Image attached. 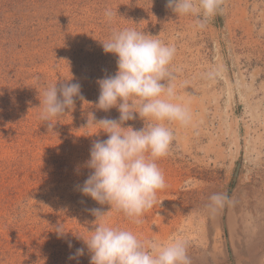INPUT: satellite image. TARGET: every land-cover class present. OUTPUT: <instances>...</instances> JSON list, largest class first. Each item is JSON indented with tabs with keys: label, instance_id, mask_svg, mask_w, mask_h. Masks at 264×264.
<instances>
[{
	"label": "rangeland",
	"instance_id": "rangeland-1",
	"mask_svg": "<svg viewBox=\"0 0 264 264\" xmlns=\"http://www.w3.org/2000/svg\"><path fill=\"white\" fill-rule=\"evenodd\" d=\"M166 3L0 0V264H90L75 235L90 237V210L110 206L77 185L90 174L92 142L107 139L99 125L87 126L88 114L120 115L95 108L97 80L117 71V58L99 41L125 28L175 48L173 102L191 119L164 122L174 139L156 161L166 186L155 206L140 223L116 209L105 222L141 241L179 239L189 264H264V0H223L204 27ZM106 9L117 13L112 21ZM72 78L84 102L77 98L47 133L39 99L47 86ZM214 194L225 198L214 203ZM57 223L68 232L62 238ZM78 248L84 255L69 259Z\"/></svg>",
	"mask_w": 264,
	"mask_h": 264
},
{
	"label": "clouds",
	"instance_id": "clouds-1",
	"mask_svg": "<svg viewBox=\"0 0 264 264\" xmlns=\"http://www.w3.org/2000/svg\"><path fill=\"white\" fill-rule=\"evenodd\" d=\"M222 4L223 0H167L166 7L176 16L197 15L199 26L204 27L210 17L223 10ZM115 15L112 9L105 10L107 20L112 21ZM99 42L106 54L117 58V71L97 80L95 108L104 112L116 108L120 115L118 119L97 120L94 113L88 114L87 126L99 125L107 139L92 142L84 165L90 174L77 189L98 204L109 205L110 210L91 209L95 219L90 237L75 236L91 253L90 264H189L183 241H141L131 231L105 222L116 209L140 223L139 217L155 206L157 192L166 186L156 161L169 154L174 133L164 122L186 125L191 119L184 105L173 102L176 91L170 65L175 48L159 35L133 28L113 31L110 38ZM72 80L47 86L39 99L40 119L47 125V133L56 132V120L73 110L77 98L84 102L81 85ZM137 118L143 121L141 128L124 126ZM224 198L214 194L210 199L218 204ZM54 228L58 238L68 233L60 223ZM82 255L84 248H78L69 259Z\"/></svg>",
	"mask_w": 264,
	"mask_h": 264
},
{
	"label": "bare ground",
	"instance_id": "bare-ground-1",
	"mask_svg": "<svg viewBox=\"0 0 264 264\" xmlns=\"http://www.w3.org/2000/svg\"><path fill=\"white\" fill-rule=\"evenodd\" d=\"M243 162V161H242Z\"/></svg>",
	"mask_w": 264,
	"mask_h": 264
}]
</instances>
